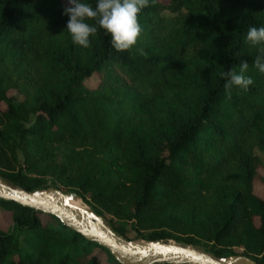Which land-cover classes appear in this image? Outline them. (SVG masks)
<instances>
[{
  "label": "trees",
  "instance_id": "1",
  "mask_svg": "<svg viewBox=\"0 0 264 264\" xmlns=\"http://www.w3.org/2000/svg\"><path fill=\"white\" fill-rule=\"evenodd\" d=\"M67 6L0 0V178L75 192L127 240L264 264V73L246 39L264 27V0H149L124 52L95 20L91 46L74 44ZM241 61L254 83L229 99L222 73ZM0 264L120 263L57 217L0 198Z\"/></svg>",
  "mask_w": 264,
  "mask_h": 264
},
{
  "label": "water",
  "instance_id": "2",
  "mask_svg": "<svg viewBox=\"0 0 264 264\" xmlns=\"http://www.w3.org/2000/svg\"><path fill=\"white\" fill-rule=\"evenodd\" d=\"M0 198L57 217L86 240L106 248L120 264H257L247 256H214L174 240H127L86 204V208L72 204L75 198L83 202L75 192L55 187L26 191L0 178Z\"/></svg>",
  "mask_w": 264,
  "mask_h": 264
},
{
  "label": "clouds",
  "instance_id": "3",
  "mask_svg": "<svg viewBox=\"0 0 264 264\" xmlns=\"http://www.w3.org/2000/svg\"><path fill=\"white\" fill-rule=\"evenodd\" d=\"M67 5L63 14L69 17L67 30L74 44L83 48L91 46L90 37L95 36L98 29L87 21L95 20L111 36L112 47L117 52H124L133 49L138 42L142 32L138 16L149 6V0H97L94 8L82 0H67ZM246 39L251 46L258 47L259 54L254 66L264 73V27H250ZM248 68L247 61H241L239 73L235 70L222 73L226 79L224 87L229 99L234 86L248 91L249 86L254 83L250 76L245 75Z\"/></svg>",
  "mask_w": 264,
  "mask_h": 264
},
{
  "label": "rangeland",
  "instance_id": "4",
  "mask_svg": "<svg viewBox=\"0 0 264 264\" xmlns=\"http://www.w3.org/2000/svg\"><path fill=\"white\" fill-rule=\"evenodd\" d=\"M65 2H67V0H65ZM90 84L94 85L93 82H91ZM256 153L261 159H264V154L262 152L256 151ZM254 191L259 197H264V185L262 184V182L260 180L255 181ZM101 259H102V261H104L106 259V257L102 256Z\"/></svg>",
  "mask_w": 264,
  "mask_h": 264
},
{
  "label": "bare ground",
  "instance_id": "5",
  "mask_svg": "<svg viewBox=\"0 0 264 264\" xmlns=\"http://www.w3.org/2000/svg\"><path fill=\"white\" fill-rule=\"evenodd\" d=\"M72 204L76 205V206H81V207H85L84 203L80 200V198H75V199H72L70 201Z\"/></svg>",
  "mask_w": 264,
  "mask_h": 264
}]
</instances>
